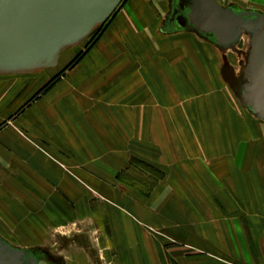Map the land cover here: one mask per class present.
Segmentation results:
<instances>
[{
	"label": "crops",
	"instance_id": "crops-1",
	"mask_svg": "<svg viewBox=\"0 0 264 264\" xmlns=\"http://www.w3.org/2000/svg\"><path fill=\"white\" fill-rule=\"evenodd\" d=\"M152 1L133 0L106 37L32 106L18 130L0 134V216L49 217L50 200H88L82 188H72L82 183L113 200L105 186L137 159L163 174L147 197L128 189L132 198L125 204L137 224L120 226L108 206L104 227L90 214L92 229L102 241L103 233L108 236L102 248L113 251L109 264H264V121L233 112L227 97L220 104L210 99L213 112L203 103L195 107L183 79L187 72H208L192 46L163 43L181 33L166 34L161 26L153 38ZM216 1L223 6L227 0ZM81 46L83 40L63 48L52 67L0 74V94L20 81L50 76L44 71L58 68L62 51ZM163 89L170 92L163 96ZM12 100L0 99V110ZM37 143L63 159L78 180L55 172L60 187L52 189L50 162ZM84 255L70 264H93Z\"/></svg>",
	"mask_w": 264,
	"mask_h": 264
},
{
	"label": "rangeland",
	"instance_id": "rangeland-1",
	"mask_svg": "<svg viewBox=\"0 0 264 264\" xmlns=\"http://www.w3.org/2000/svg\"><path fill=\"white\" fill-rule=\"evenodd\" d=\"M132 1L133 0H123L111 18L103 25H98L91 34L83 40V46H81V48L73 47L62 51L57 65L58 68L55 69L56 72L51 68L46 69L44 72H51L49 73L50 76L43 77L42 80H25L10 86L12 89L2 88L0 99L3 100V102L8 98H12L13 100L10 105L6 106V109L0 110V134L6 133L9 129L18 130L19 126L26 119L27 114L31 112L32 106L45 97L59 82L64 80L66 74L72 71L87 53L94 49L98 43L106 37L110 28L116 23L117 18L131 6ZM168 4V0H153L151 3H148V15L152 19L154 18L153 22L155 28L153 38L158 37L159 27L162 26L164 18L169 13ZM222 5L237 6L246 10H255L264 13V0H239L237 2L227 0L223 1ZM142 30L144 29H139V32H142ZM139 32L138 34L141 35ZM172 37V41L166 40L167 42L163 43H176L178 48L181 46H192L198 65L203 63L204 68L208 72V77L206 73L203 74V77H198L196 73L192 74L191 72H187V80L185 78L183 79V82L185 80V82L188 83L186 84L184 82V86H186L185 91H187L189 97L193 98L195 107H201L203 103L204 109L212 111L211 108L213 107L210 103V99L212 100L215 96L217 102L220 104V99L222 100V98L227 97L228 99L230 98V102L232 101V103H234L233 112L249 114L247 110L239 104L232 90L226 84V75L229 74L236 80L247 77L250 36L243 33L236 46L228 50L216 48L203 41L200 42V45L198 43L199 37L194 33H181L172 35ZM162 38L164 39V37ZM150 40L153 41L152 37H150ZM177 52L181 54V51L177 50ZM79 56L81 57L76 59ZM178 64L180 63L178 62ZM183 64L186 63L183 62ZM185 67L189 70L187 64ZM38 72L37 73L41 75L43 71L39 70ZM183 75L184 74H182V76L181 74H177L178 78L184 77ZM167 91L170 92L169 90L163 89L162 95L165 96ZM226 105H228V103ZM14 106L15 109L13 111L9 110L10 107L12 108ZM183 107L187 109L189 105L186 104ZM207 114L210 115V113ZM249 115L252 116L251 114ZM225 146L230 147L231 145ZM35 149L39 150L50 162V187L52 189L57 191L60 187L59 184H55L58 181L54 179L57 177L55 172L61 174L65 173L72 181L78 180V175L76 176L74 171L69 169V166L62 161L63 159L50 153L42 144L37 143ZM147 163L149 164V162ZM126 184V181L122 183L119 180L117 182L115 180V183L105 186L108 188V193L111 192L113 194L115 198L113 200H105V194L96 192L94 190L95 186L84 183L72 186L73 189L74 187H77L78 190L82 188L83 193L86 197L88 196V200L74 201L59 198L54 201L50 200L52 209L50 210L49 217L41 214H36L37 216L32 217L11 216L6 213V215L0 216V238L14 248L40 250L43 254L48 256V259L41 260L39 264H70L71 258L77 257V254L80 253L85 254L84 256L86 258L92 259L93 264H109V262H112L113 251L111 249V255H109L106 249L102 248V242H104V245L109 244L107 242L108 236L106 232L103 233L102 241L101 235L92 229L95 228V226L91 223L90 214H95L97 220L99 219V226L104 227L102 216H106L107 211L103 206H108V209L110 207V210L113 209L116 212L120 226L137 224V222L133 220V216H131L133 210L125 204L127 197L132 198L131 193H128L129 188H127ZM84 194L83 197L85 196ZM62 195L63 194L60 196L62 197ZM90 210H92V212ZM30 220L34 221V225H30ZM169 224L167 219L164 218L162 225L168 229ZM152 231L153 230L150 229L148 232L152 235L157 234ZM82 245L86 246V252H83ZM105 257L107 258L105 259Z\"/></svg>",
	"mask_w": 264,
	"mask_h": 264
},
{
	"label": "water",
	"instance_id": "water-1",
	"mask_svg": "<svg viewBox=\"0 0 264 264\" xmlns=\"http://www.w3.org/2000/svg\"><path fill=\"white\" fill-rule=\"evenodd\" d=\"M122 1L0 0V74L54 66L63 48L87 38ZM163 26L166 34L194 33L222 50L232 49L248 34L247 77L236 80L228 74L226 84L249 114L264 121V13L221 6L216 0H169ZM45 259L40 250L14 248L0 238V264H39Z\"/></svg>",
	"mask_w": 264,
	"mask_h": 264
},
{
	"label": "trees",
	"instance_id": "trees-1",
	"mask_svg": "<svg viewBox=\"0 0 264 264\" xmlns=\"http://www.w3.org/2000/svg\"><path fill=\"white\" fill-rule=\"evenodd\" d=\"M162 178L163 174L157 169L142 161L132 160L127 171L119 176V181H126L127 188L147 197Z\"/></svg>",
	"mask_w": 264,
	"mask_h": 264
},
{
	"label": "flooded vegetation",
	"instance_id": "flooded-vegetation-1",
	"mask_svg": "<svg viewBox=\"0 0 264 264\" xmlns=\"http://www.w3.org/2000/svg\"><path fill=\"white\" fill-rule=\"evenodd\" d=\"M183 6H185V3H181V7H183ZM167 16H168V15H167ZM167 16H166V17H167ZM166 17L164 18L163 23L165 22ZM178 22H179L180 25H184V22H183L182 20H179ZM163 23H162V32H163V27H164V26H163ZM47 259H48V256H47ZM45 260H46V259H45ZM53 264H54V263H53Z\"/></svg>",
	"mask_w": 264,
	"mask_h": 264
}]
</instances>
